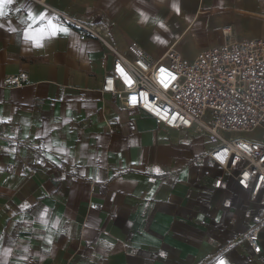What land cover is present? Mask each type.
<instances>
[{
    "label": "crops",
    "instance_id": "1",
    "mask_svg": "<svg viewBox=\"0 0 264 264\" xmlns=\"http://www.w3.org/2000/svg\"><path fill=\"white\" fill-rule=\"evenodd\" d=\"M0 11V264L264 263V191L251 200L214 162L208 132L164 127L102 92L115 55L72 20L108 25L130 59L177 48L193 61L225 28L264 39V0H12ZM155 26L169 32L146 34ZM21 71L25 85L3 84Z\"/></svg>",
    "mask_w": 264,
    "mask_h": 264
},
{
    "label": "built area",
    "instance_id": "2",
    "mask_svg": "<svg viewBox=\"0 0 264 264\" xmlns=\"http://www.w3.org/2000/svg\"><path fill=\"white\" fill-rule=\"evenodd\" d=\"M72 20L115 55L102 92L113 95L126 110L142 111L164 127L208 132L215 143L208 155L241 188L251 191V200L257 199L264 191V144L235 135L260 130L264 138L263 38L238 40L225 28L224 42L193 61L184 60L175 48L158 60L136 49L137 56L130 59L109 42L108 25ZM28 81L29 74L21 71L6 75L3 84L21 87ZM223 181V176L216 178L214 186L221 188ZM246 240L254 255L261 253L260 227L254 225ZM221 261L237 264L225 253L215 255L211 264Z\"/></svg>",
    "mask_w": 264,
    "mask_h": 264
},
{
    "label": "rangeland",
    "instance_id": "3",
    "mask_svg": "<svg viewBox=\"0 0 264 264\" xmlns=\"http://www.w3.org/2000/svg\"><path fill=\"white\" fill-rule=\"evenodd\" d=\"M238 25V27L239 26H241V24L240 23H238L237 24ZM154 29L155 30H153L152 32L150 31V30H148L147 31V33L146 34H165V33H167V32H169V30L168 29H164V27H158V26H155L154 27ZM150 31V32H149ZM166 35V34H165ZM183 43V42H182ZM186 43H190V42H188V41H185V44ZM189 46V45H188ZM187 46V47H188ZM173 47V46H172ZM193 47H196V46H193ZM176 50H177V48H175ZM193 52V54L195 53V51H192ZM185 57L186 58H189V59H192V58H195V57H193V56H190V55H186L185 54ZM192 57V58H191ZM261 133V131L260 130H257V131H255V132H253V133H246V134H236L235 136H244V137H249V138H258V136L259 135H261L260 134ZM233 136V135H232ZM263 144H264V141L262 142Z\"/></svg>",
    "mask_w": 264,
    "mask_h": 264
},
{
    "label": "snow or ice",
    "instance_id": "4",
    "mask_svg": "<svg viewBox=\"0 0 264 264\" xmlns=\"http://www.w3.org/2000/svg\"><path fill=\"white\" fill-rule=\"evenodd\" d=\"M11 2H12V0H0V8H2L4 4L11 3ZM0 15H3V12L2 11H0ZM60 31L67 32L66 29H60ZM53 34H55V33H53ZM221 264H223L222 261H221Z\"/></svg>",
    "mask_w": 264,
    "mask_h": 264
}]
</instances>
